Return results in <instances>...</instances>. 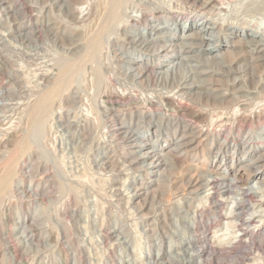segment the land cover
<instances>
[{"label":"rangeland","instance_id":"374dc122","mask_svg":"<svg viewBox=\"0 0 264 264\" xmlns=\"http://www.w3.org/2000/svg\"><path fill=\"white\" fill-rule=\"evenodd\" d=\"M65 1L72 13L62 8ZM205 1L210 0H0V264H264V237L243 234L264 228V185L253 178L241 185L261 192L243 189L234 175L220 178L210 166L246 156L262 144L264 62L257 76H241L242 86L251 90L236 100L232 89L241 84L233 76L217 77L230 85L228 109L211 105L194 90L183 92L171 82L169 89L163 86V68L150 72L141 65L138 73L146 68L141 86L123 80L119 66L118 49L131 45L126 28L144 31L170 21L182 35L192 32H186L190 20L204 24L210 18L222 27L221 36L227 33L222 16L235 0ZM243 16L237 22L256 24ZM120 18L126 22L111 33ZM68 26L77 28L79 41L68 40ZM238 60L228 55L233 67L248 62ZM48 92L53 96L45 101ZM164 94L173 97L170 106ZM140 116L152 123L137 125ZM161 117L165 125L175 123L159 134L151 126ZM183 125L202 133L196 151L172 149ZM140 131L150 135L149 143L173 142L162 154L174 163L164 160L151 175L146 150L133 148L142 141ZM262 153L253 159L261 160ZM12 158L15 164L8 170ZM257 165L252 161L247 169ZM194 179L198 183L192 187ZM180 203L186 219L177 224ZM185 229L186 236H180Z\"/></svg>","mask_w":264,"mask_h":264},{"label":"bare ground","instance_id":"6f19581e","mask_svg":"<svg viewBox=\"0 0 264 264\" xmlns=\"http://www.w3.org/2000/svg\"><path fill=\"white\" fill-rule=\"evenodd\" d=\"M58 1V0H57ZM60 1V0H59ZM68 1V0H67ZM146 1V0H145ZM214 0H210L206 3L211 4L213 3ZM230 1V0H228ZM64 2V0H63ZM220 2V1H218ZM222 2V1H221ZM220 2V3H221ZM152 3V2H151ZM205 3V4H206ZM216 3V0H215ZM204 4V5H205ZM227 4V3H226ZM232 4V3H231ZM62 8L65 10V13H72L71 11V6L69 3H67L66 1L62 4ZM207 5V4H206ZM205 5V6H206ZM217 5V4H216ZM6 6V5H5ZM222 6V5H221ZM220 6V8H222ZM3 7V6H2ZM215 7V6H214ZM218 7V5H217ZM229 10L226 11L223 16H222V20H224L225 22L228 23V28L229 31L227 33H223V36H221V31H222V27L220 25H218V22L214 19H208L204 24L202 23H198L194 20H190L189 26L186 30L187 31H192L186 34H176V27L173 26V24L169 21V22H165L163 25H153V26H149L148 28H146L144 31H139L138 29H134V28H126L125 31V36L126 40L130 39V47L126 48L125 46H120L121 50V55H120V67L122 68V75H123V80H125L126 82L130 83L131 85H137L140 84L142 82H140V78L143 76L141 74H143V69L142 68V72L140 71V73H138L141 65H145L146 68H148V71H150L151 69H162L163 71H160V79H163L164 84H162L163 86L167 87V84L169 82H171L172 84H177L179 85V89L182 90L183 92L188 90V91H195V94H198L199 96H206L208 98L209 101H211V105L213 106H222V105H226L228 102V100H226L229 97V89L228 84H224L222 82V80L217 79L218 76L221 77H232V81L234 83H236L238 81V84H241V86L234 87V90L232 89V93H231V98L233 100L239 99L241 96V94H245L247 92H249L251 90V85L249 87H247V85L244 87L242 86L245 82H241L242 78L241 76L244 75H251L253 77L257 76V74H259L258 72V64L261 62H264V0H235V2L233 3V5L230 7V5L228 6ZM211 8V7H210ZM8 9V8H7ZM11 9V8H9ZM226 9V8H225ZM221 11V10H220ZM64 13V14H65ZM66 13V14H67ZM61 14L63 15V12H61ZM75 15V13H74ZM243 15L249 16L252 19H256L257 22L255 25L252 24V21L250 20H245L242 23L237 22L238 20H240V17H245ZM73 15H70V17ZM79 16V15H78ZM77 16V17H78ZM64 17H66V15H64ZM76 17V16H74ZM250 18V19H251ZM50 19V17H49ZM47 19V20H49ZM69 19V18H68ZM52 20V19H50ZM49 20V21H50ZM255 20V21H256ZM58 21V20H57ZM254 21V20H253ZM254 21V22H255ZM51 22V21H50ZM72 22V21H71ZM74 22V21H73ZM126 21L123 20V18L119 19V21H117V25L114 26L110 32L113 33L114 31L118 30L117 27H121L122 25H124ZM253 22V23H254ZM51 24H55L54 22H51ZM75 24V23H74ZM57 25V24H56ZM55 25H53L54 27ZM59 26V25H57ZM55 26V27H57ZM64 27V26H63ZM66 27V26H65ZM185 27V26H184ZM79 29V28H78ZM56 30V29H55ZM77 28L75 29L74 27L68 26L67 29H65L67 36H68V40H71L73 42H75L74 40L80 38V33L78 31H76ZM185 31V30H183ZM55 32V31H53ZM223 32V31H222ZM82 35V34H81ZM115 35V34H114ZM117 39V38H116ZM206 41H208L209 43L207 44V46H204L206 43ZM212 42V43H211ZM72 43V42H71ZM77 43V42H76ZM81 44V43H80ZM122 44V43H121ZM161 44V45H160ZM163 44V45H162ZM204 44V45H203ZM74 45V44H73ZM160 45V46H159ZM170 45L172 46V49L170 47ZM129 46V45H128ZM230 54H233L236 56L237 59H239L238 61H243V60H248V62L246 63V61L241 62L240 65L238 67H233V62L230 63V61H228V55L230 56ZM230 60V59H229ZM63 63V62H62ZM61 63V64H62ZM69 63V62H68ZM65 64L64 69H67V67H69V64ZM145 68V69H146ZM144 69V72H145ZM141 70V69H140ZM260 70V69H259ZM137 71V72H135ZM153 71V70H152ZM151 72V71H150ZM140 74V75H138ZM63 75H64V71H63ZM152 76V75H151ZM62 77V76H61ZM216 77V78H215ZM227 78V79H228ZM143 79V78H142ZM159 79V81H160ZM215 79V80H214ZM97 80L100 81V73L97 72ZM230 80V79H229ZM221 81V84H220ZM155 82V81H154ZM161 82V81H160ZM241 82V83H239ZM253 82V81H252ZM257 82V81H255ZM127 83V84H128ZM158 84V83H157ZM232 84V83H231ZM258 84V83H257ZM142 86V84H140ZM169 85V84H168ZM140 86V87H141ZM162 86V88H163ZM235 86V85H234ZM164 87V88H165ZM247 87V88H246ZM161 88V86H160ZM169 89V88H168ZM171 89V88H170ZM236 89V90H235ZM249 89V91H248ZM166 90V89H165ZM165 90L163 91V93L165 92ZM172 90V89H171ZM170 90V91H171ZM181 91V92H182ZM186 91V92H188ZM169 92V91H168ZM172 92V91H171ZM180 92V93H181ZM253 93V92H252ZM51 92H48L44 98L45 101L51 96ZM162 94V93H161ZM166 94V93H165ZM164 94V95H165ZM170 94V93H169ZM172 95V94H171ZM249 95V94H247ZM53 96V95H52ZM51 96V97H52ZM160 96V94L158 95ZM166 96V95H165ZM244 96V95H243ZM172 97V96H171ZM170 96H166V101L169 102V106H170V102L172 101V98ZM205 97V99H206ZM245 98L247 96H244ZM162 98V97H161ZM162 98V99H165ZM203 98V97H202ZM249 98V97H248ZM253 97H251L250 99H252ZM247 99V98H246ZM249 99V100H250ZM117 100V99H116ZM118 101V100H117ZM207 101V100H205ZM151 102V101H150ZM49 101L46 103L48 104ZM119 103V102H118ZM162 103V100H161ZM173 103V101H172ZM231 103V102H230ZM163 104H165V102H163ZM162 104V105H163ZM167 104V103H166ZM206 104V102H205ZM210 103L208 102V105ZM238 104V103H237ZM236 104V105H237ZM207 105V104H206ZM229 105V104H228ZM227 105V106H228ZM232 105V103L230 104ZM166 106V105H164ZM175 106V105H174ZM173 106V107H174ZM215 106V107H216ZM168 107V106H166ZM170 107V108H173ZM211 107V106H210ZM223 107V106H222ZM221 107V108H222ZM122 108V107H121ZM175 108V107H174ZM225 108H227L225 106ZM228 109V108H227ZM240 111V110H239ZM200 112V111H199ZM233 112V111H232ZM196 113V112H195ZM198 113V112H197ZM120 114V113H119ZM234 114V113H233ZM196 115V114H195ZM152 117H154L153 115H151ZM247 116V115H246ZM149 118V116H148ZM165 118V117H164ZM134 118H132L133 120ZM166 119V118H165ZM169 119V116H168ZM197 119V118H196ZM137 120V119H136ZM149 119H145L143 118V116H140L138 118L137 121V125H146V127H148L149 123H152L151 121H146ZM177 120V119H176ZM206 120V118H205ZM166 121V120H165ZM175 121V120H174ZM130 122V121H129ZM156 123H154L155 125L151 126V129H157V133H161L163 131H166L170 126L167 125H172L171 123H168L167 125L164 124V120L161 118H157ZM195 122V121H194ZM175 122H173L174 124ZM197 123V122H196ZM127 124V123H126ZM132 124V123H131ZM182 124V123H181ZM180 124V125H181ZM184 124V123H183ZM191 124V123H189ZM193 124V123H192ZM130 125V124H129ZM187 125V124H186ZM186 125H183L182 129L183 131L181 132L179 138L177 139V141L175 142V147H173L172 149L174 150H185L186 151H196L194 149H196L199 146V143L202 141V133L199 134H194L196 131H192L191 129H188L185 127ZM122 126V125H121ZM127 126V125H126ZM150 126V125H149ZM177 126V125H176ZM197 126V125H195ZM199 126V125H198ZM197 126V127H198ZM133 127V126H132ZM178 127V126H177ZM201 129V125L199 126ZM205 127V126H204ZM119 128V127H118ZM130 128V127H129ZM138 128V127H137ZM41 129V128H40ZM139 129V128H138ZM179 129V128H178ZM177 129V130H178ZM169 130V129H168ZM202 130V129H201ZM259 130V129H258ZM124 131V130H123ZM176 132V131H175ZM204 132V129H203ZM121 133V132H120ZM178 133V132H177ZM264 133V132H263ZM38 135V134H37ZM121 135V134H120ZM199 135V136H197ZM204 135V133H203ZM258 137V136H256ZM260 139H263V142L261 145H259L258 149L256 148H249V150H247L246 156H233V159L230 161H226L223 165L220 164V166H216V164L214 163H210V166H213L214 168H217L218 172H220V178L221 176L224 177L223 175H225V177L227 175H234L236 182H240V185H248V183L250 181H252L253 178H256V184H261L260 187L262 186V184L264 185V183H262V180L264 179V164H260V162L264 159V157H262L261 160H258L259 158H257V161H255L254 158V154L256 152H263L264 153V135H259ZM140 138H142V141L138 144L133 145V148H139L140 150H146L145 152V159H151L152 162L150 163V170L149 173L151 175L156 174V171L158 168L161 167V165L163 164L164 160L167 162H169V164H173V158H169V157H163L162 152L165 151L168 148L172 147V144L167 143L166 141L164 142H160L157 144V140L153 143H149L146 140H149L150 135H147L146 131H140ZM205 138V137H204ZM207 138V137H206ZM258 139V138H257ZM208 140V139H207ZM205 141V140H204ZM26 142V141H25ZM213 142V141H212ZM211 142V143H212ZM24 144V143H23ZM202 144V143H200ZM204 144V143H203ZM249 145V144H248ZM20 146V145H19ZM25 146V145H24ZM205 146V144H204ZM212 146V145H211ZM251 146V145H250ZM22 147V146H21ZM248 147V146H247ZM204 149V148H202ZM223 149V148H222ZM253 149V150H252ZM244 150V149H243ZM169 152H171V150H167ZM222 151V150H220ZM173 153V152H171ZM170 153V154H171ZM178 153V152H177ZM219 153V152H218ZM262 153V155H263ZM143 154V153H142ZM188 154V153H187ZM186 154V156H187ZM217 154V152L215 153ZM175 155V154H174ZM245 155V154H244ZM170 156V155H169ZM172 156V155H171ZM170 156V157H171ZM185 156V157H186ZM215 156V155H214ZM264 156V155H263ZM196 157V156H195ZM198 157V156H197ZM219 157H223V160H225L226 155H222L220 154ZM166 158V159H165ZM198 159V158H197ZM171 161V162H170ZM252 161H254V163H257L258 165L255 167L254 171H250L247 169L248 166H250V164L252 163ZM166 162V163H167ZM15 164V158H12L10 160L9 163H7L6 168L8 170L13 169V165ZM168 164V165H169ZM196 164V163H195ZM199 164V163H197ZM196 164V165H197ZM173 166V165H172ZM200 166V165H199ZM201 167H204L201 166ZM252 167V166H251ZM213 168V169H214ZM206 170V169H204ZM212 170V169H211ZM213 171V170H212ZM218 172H216L215 174H217ZM210 173V171H209ZM196 174V173H195ZM195 174H192L193 177H195ZM222 174V175H221ZM6 174H4L5 176ZM192 175L190 177H192ZM197 175V174H196ZM212 175V174H211ZM7 176V175H6ZM5 176V177H6ZM216 176V175H215ZM218 176V175H217ZM199 177V176H198ZM229 177V176H228ZM193 179V178H192ZM207 179V178H206ZM211 179V177L209 178ZM216 179V178H215ZM219 179V177H218ZM217 179V180H218ZM231 179V178H230ZM200 180V179H197ZM213 180V179H212ZM212 180H209L212 182ZM191 181V179H190ZM189 181V182H190ZM195 181V179H194ZM233 181L232 178V182L234 184V186L236 187V182ZM193 182V181H192ZM191 182V183H192ZM209 182V183H211ZM196 183V181H195ZM191 184V186L193 187L194 185H197V183L195 184ZM203 183V181H202ZM220 183V182H219ZM222 183V181H221ZM224 183V182H223ZM222 183V185H223ZM227 184V182L225 183ZM229 184V183H228ZM231 184V183H230ZM258 184V185H259ZM190 185V183H189ZM201 185V183H200ZM204 183L201 185L203 186ZM205 185H207L205 183ZM209 185V184H208ZM207 185V186H208ZM211 185V184H210ZM217 185L214 183V186ZM219 185V184H218ZM221 185V184H220ZM232 185V184H231ZM239 185V184H238ZM241 185V186H242ZM199 186V185H198ZM201 186H199L201 188ZM206 186V188H207ZM213 186V184L211 185ZM209 186V187H211ZM226 186V185H225ZM224 186V187H225ZM233 186V187H234ZM198 189H192L193 193L197 192ZM228 187V186H227ZM226 187V188H227ZM231 187V186H230ZM229 187V188H230ZM239 187V186H237ZM236 187V188H237ZM243 189H251L252 187H245L242 186ZM264 187V186H263ZM195 188V187H194ZM197 188V187H196ZM205 188V187H204ZM221 188V187H220ZM232 188V187H231ZM240 188V187H239ZM254 188V187H253ZM251 189L252 191L256 190V192L261 190L257 189ZM137 189V188H136ZM140 189V188H139ZM191 189V188H190ZM209 190L211 188H208ZM213 189V188H212ZM219 189V188H218ZM241 189V188H240ZM242 189V190H243ZM191 190V191H192ZM207 191V189H205ZM204 190V192H205ZM223 190V189H222ZM226 190V189H225ZM234 190L231 189V191ZM190 191V190H188ZM202 191V190H201ZM213 191V190H212ZM224 191V190H223ZM228 191V190H227ZM237 191V189H236ZM136 192V191H135ZM214 192V191H213ZM230 192V191H229ZM259 192V193H260ZM187 193V192H186ZM200 193V192H199ZM234 193V192H233ZM241 193V197H242V191ZM139 194V192H136L135 195L137 196ZM201 194V193H200ZM199 194V195H200ZM221 194V193H220ZM239 194V193H238ZM246 194H248V192L246 191ZM261 194V193H260ZM198 195V194H197ZM255 195V194H254ZM254 195L252 198H254ZM188 196V195H187ZM190 196V195H189ZM210 196V195H209ZM208 196V197H209ZM217 196V195H216ZM220 196V195H219ZM240 196V195H239ZM237 196V197H239ZM250 196V194H249ZM252 196V195H251ZM258 196V193H257ZM261 196V195H260ZM207 197V198H208ZM218 197V196H217ZM239 197V199L241 198ZM248 197V195H247ZM187 198V197H186ZM211 198V197H210ZM219 198V197H218ZM217 198V200H219ZM244 198V197H243ZM243 198H241L240 200H243ZM251 197H249L250 199ZM251 198V199H252ZM185 199V198H184ZM247 200V198H244ZM248 199V200H249ZM256 199V198H254ZM261 199V198H259ZM210 200V199H209ZM216 200V199H215ZM214 200V201H215ZM216 200V201H217ZM233 200V199H232ZM237 200V199H235ZM243 200V201H246ZM247 200V201H248ZM211 201V200H210ZM254 201V200H252ZM219 202V201H218ZM217 202V203H218ZM226 202V201H225ZM251 202V200L249 201ZM256 202V201H255ZM260 202V201H257ZM256 202V203H257ZM215 202V204H217ZM221 203V199L219 204ZM224 203V202H223ZM246 203V202H244ZM254 203V202H253ZM252 203V204H253ZM262 203V202H261ZM212 204V203H211ZM243 204V203H242ZM214 205V204H213ZM225 205V204H224ZM261 205V204H260ZM223 206V205H222ZM241 206V204L239 205ZM258 206V204L256 205ZM181 203L177 206L176 208V217H175V222L178 224V222H180L181 219H186L185 214H183L181 208ZM212 207V206H211ZM219 207V206H218ZM238 206H236L237 208ZM242 207V206H241ZM246 207V206H244ZM249 207H252L251 205ZM247 208V207H246ZM234 210V208H232ZM253 209V208H252ZM219 210V209H218ZM231 210V209H230ZM236 210V209H235ZM234 210V211H235ZM250 210V208H249ZM202 211V210H201ZM244 213L246 210H244ZM242 211V212H243ZM42 212V211H41ZM44 212V211H43ZM253 212V211H252ZM234 213V212H233ZM236 213V211H235ZM234 213V215L236 216V214ZM247 215H249L248 213V209L246 211ZM245 213V215H246ZM239 214V213H237ZM221 215V214H220ZM232 215V214H231ZM251 215V213H250ZM240 216V215H239ZM243 216V215H242ZM234 217V216H231ZM238 217V216H236ZM244 217V216H243ZM247 217V216H245ZM244 217V218H245ZM216 218V217H215ZM240 218V217H239ZM250 218V217H249ZM253 218V217H252ZM234 219V218H233ZM183 220V221H184ZM232 220V219H230ZM239 220V219H238ZM242 220V218H241ZM262 220V219H261ZM260 220V221H261ZM182 221V220H181ZM228 221V220H227ZM248 221V220H247ZM258 220V225L259 223H261ZM193 222V221H192ZM191 222V223H192ZM240 222V221H239ZM263 222V221H262ZM235 225L234 222H231ZM245 223V222H244ZM249 223V221H248ZM256 223V222H254ZM253 223V224H254ZM194 224V223H193ZM228 224V223H227ZM251 223V225H253ZM257 224L255 226H257ZM230 225V223H229ZM230 225V226H231ZM236 225H239V223L236 222ZM240 225L242 226V224L240 223ZM244 225V224H243ZM249 225V224H247ZM229 226V228H230ZM240 228H244L241 227ZM232 228L235 226H231ZM211 228V227H210ZM227 228V227H225ZM231 228V229H232ZM233 228V229H234ZM239 228V227H238ZM246 229V228H245ZM251 229V228H250ZM235 230H231V232L234 233ZM186 229H185V234L184 232H180V236H186ZM217 232V231H216ZM214 232V233H216ZM227 235V232H225ZM233 233L231 235V237H233ZM236 234V233H235ZM234 234V235H235ZM245 235H249L250 237H258V236H262L264 237V228H259V230L255 231V230H251L249 231V233L247 231H245L244 233ZM242 234V235H243ZM223 235V234H222ZM224 236V235H223ZM228 236V235H227ZM237 237L235 241H237ZM222 238V237H221ZM259 238V237H258ZM257 238V239H258ZM233 239V238H232ZM240 239V238H239ZM252 239V238H251ZM256 239V240H257ZM222 240V239H221ZM255 240V239H254ZM253 240V242H254ZM255 240V241H256ZM262 241V240H261ZM238 242V241H237ZM251 242V240H250ZM247 242L246 244L250 243ZM252 242V243H253ZM259 241H257L258 243ZM232 243V242H231ZM239 243V242H238ZM245 243V242H244ZM230 244V243H228ZM237 244V243H236ZM234 243V245H236ZM255 244V242L252 244V246ZM260 244V242H259ZM258 244V245H259ZM233 245V244H232ZM231 245V246H232ZM250 245V244H248ZM251 246V245H250ZM257 246V244H256ZM171 247V246H169ZM255 247V246H254ZM261 247V246H259ZM250 248V247H248ZM210 249V248H209ZM257 249V248H256ZM255 249V250H256ZM253 250V249H251ZM258 250V249H257ZM256 250V251H257ZM262 250V248H261ZM255 251V252H256ZM264 251V249H263ZM261 251V252H263ZM159 252V251H158ZM252 252V251H251ZM260 252V248L259 251ZM260 252V253H261ZM252 254V253H251ZM254 254V253H253ZM261 256V255H260ZM157 258H159V254L158 256H156ZM259 257V256H258ZM161 258V257H160Z\"/></svg>","mask_w":264,"mask_h":264}]
</instances>
